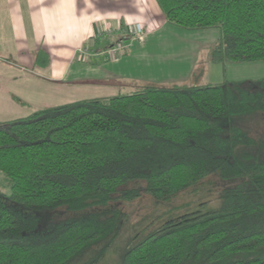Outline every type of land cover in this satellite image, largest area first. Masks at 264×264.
<instances>
[{"label":"trees","instance_id":"obj_1","mask_svg":"<svg viewBox=\"0 0 264 264\" xmlns=\"http://www.w3.org/2000/svg\"><path fill=\"white\" fill-rule=\"evenodd\" d=\"M156 1L171 25L219 29L213 63L264 62V0ZM237 85L149 86L0 122V264L91 251L84 264H100L121 206L144 194L165 207L121 264H264V138L235 121L264 113V91Z\"/></svg>","mask_w":264,"mask_h":264},{"label":"crops","instance_id":"obj_2","mask_svg":"<svg viewBox=\"0 0 264 264\" xmlns=\"http://www.w3.org/2000/svg\"><path fill=\"white\" fill-rule=\"evenodd\" d=\"M137 24L144 39L169 23L156 0H0V122L59 106L79 92L77 101L99 97L76 87L68 92L67 84L83 83L82 67L95 65L99 48L112 47L114 36L133 37ZM39 57L48 62L37 63Z\"/></svg>","mask_w":264,"mask_h":264},{"label":"rangeland","instance_id":"obj_3","mask_svg":"<svg viewBox=\"0 0 264 264\" xmlns=\"http://www.w3.org/2000/svg\"><path fill=\"white\" fill-rule=\"evenodd\" d=\"M137 25L131 27L135 28ZM143 35L142 31L141 34L121 40V42L118 41L120 39L118 36L109 38L108 42L114 45L118 41V43L129 44V46L120 50L117 55L108 53L114 45L112 47L107 44L101 46L99 48L101 57L92 59L95 67L90 65H86L88 69L86 66L82 67L83 70H87L86 74L81 77L83 83H68L67 86L73 90L68 89L67 91L72 92L77 88L83 89V93L91 95L90 97H96V95L106 97L131 93L149 86L170 87L175 84L201 86L208 83L219 85L225 80L231 84L237 83V86L252 92L264 91L261 83L264 80V62H228L223 65L211 61L210 52L220 37L219 29L188 30L168 24L152 36L143 39ZM103 51L106 53L101 54ZM93 67L96 68V73H88ZM79 94L81 93L76 94V98L69 96V99H63L64 103L61 105L77 101L80 98ZM59 101L61 102V99ZM235 118L238 126L252 137L264 138V113L257 112ZM0 186H5L1 176ZM191 198L192 195L187 194L181 197L182 200L177 198L175 202L177 201L179 205L183 199ZM123 205L121 206L123 218L119 237L100 264H121L122 256L129 247L133 233L139 227L148 224L151 218L161 213L165 207L156 204L146 194L134 202L123 203ZM97 248L99 247L95 249ZM91 254L92 251L86 252L73 264H84Z\"/></svg>","mask_w":264,"mask_h":264},{"label":"built area","instance_id":"obj_4","mask_svg":"<svg viewBox=\"0 0 264 264\" xmlns=\"http://www.w3.org/2000/svg\"><path fill=\"white\" fill-rule=\"evenodd\" d=\"M143 31V28L138 24L137 26H135L134 28V36L137 35V34H141ZM129 44H124V43H117L116 45H114L113 48H111L108 53L109 54H113V55H117L120 50H124L126 48H128ZM106 52L104 51L103 53L101 54H105Z\"/></svg>","mask_w":264,"mask_h":264}]
</instances>
